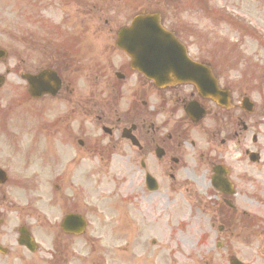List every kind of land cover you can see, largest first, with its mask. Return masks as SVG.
Wrapping results in <instances>:
<instances>
[{
  "label": "flooded vegetation",
  "instance_id": "1",
  "mask_svg": "<svg viewBox=\"0 0 264 264\" xmlns=\"http://www.w3.org/2000/svg\"><path fill=\"white\" fill-rule=\"evenodd\" d=\"M200 17L204 19L203 15ZM167 22L174 33L178 29L185 28L179 25L183 22L170 18H167ZM186 37L184 34L182 39L190 50V55L211 66L214 76L220 82V79L224 78L223 74L211 65H223L224 61H221L223 58L218 51L215 49L206 51L205 49L209 48L206 47L207 43L204 41L190 43ZM194 45L197 47L193 48ZM107 48L106 44L103 50L106 51ZM5 53L0 51V169L6 172L8 180L6 182L0 180L1 235L3 230L8 232L13 230L6 216V213H10L12 207L14 208L12 203H8L7 189L19 188L23 184L21 181L14 180L15 173L10 171L11 163L19 149V143L27 141L29 136L26 132L29 125V112L20 108V103L25 100L22 93L17 94L20 84L17 85L18 83L15 84L10 79L13 72V69L9 67L10 53L9 51ZM113 54L124 60L118 50L115 49ZM106 55L107 53L105 64L108 63ZM124 66L120 65L119 69L123 79L116 80L115 87L114 81L110 79L114 89L111 93L97 92L93 89L79 90L73 97L69 120L65 123V127H61L58 131L59 137L56 138L57 147L54 151L57 155L49 163V168H52L57 179L52 185L49 183L54 196L48 198L46 187L43 188L42 182L39 190H43L41 201L48 200L46 205H50L49 210L51 206L53 207V215L41 210L50 218L52 216L54 227H59L60 233L63 219L68 215L80 216L85 221H92L94 174L91 163L95 156L101 161H107L110 158L128 160L133 168L142 163L143 157L149 155V152H146L151 151L150 146L159 145L164 149L162 156L153 157L169 164L183 155L185 146L189 145L198 151L202 139L206 142L212 141L217 134L222 133L218 129L222 124L227 128L226 135L229 139L238 135L237 130L232 129L234 126L241 127L245 139L252 128L250 122L252 115L245 112L238 101H232L231 108L224 110L211 99L201 96L192 85H178L163 90L152 89L143 84L140 76L134 72L131 73L129 66V70ZM116 77L117 71L115 79ZM230 85L223 84L225 88ZM26 89L27 85L24 83L25 95ZM154 102L156 107H159L156 112L149 110L154 106ZM96 105H100V108L94 110ZM187 110L191 111L192 116L187 113ZM201 112H204L203 117ZM63 134L69 137L60 148ZM24 135H27V139ZM147 135L150 142L146 138ZM205 152L210 154V151ZM21 161L23 162L22 159ZM28 167L27 164V167L22 170L24 175L28 173ZM171 169L174 167L171 166ZM121 183L123 187L125 181L122 180ZM16 209L19 210L18 207ZM44 214L39 213L38 217L46 220Z\"/></svg>",
  "mask_w": 264,
  "mask_h": 264
},
{
  "label": "rangeland",
  "instance_id": "2",
  "mask_svg": "<svg viewBox=\"0 0 264 264\" xmlns=\"http://www.w3.org/2000/svg\"><path fill=\"white\" fill-rule=\"evenodd\" d=\"M45 1L47 3L45 7L46 9L42 13L38 9L31 6L32 3L30 0H13L11 5L6 4V0H0V43L9 45V42L16 43L17 38L19 40L22 38L24 41L38 45L41 39V32L45 34L47 32L53 33L50 31L51 28H41H53L54 23L60 20L63 8L59 6V9L56 8L54 10L56 5L55 0ZM63 1L65 4H68V9L73 10V6H70L69 2L72 0ZM214 3H220L227 11L228 5H230V12L236 16V19L248 25L255 35H259L264 39V0H214ZM48 4L50 6H48ZM170 8L174 11V14H177L182 18L190 16V13L186 10L180 9L175 1L172 2ZM25 10L30 17L27 16L28 14H24ZM191 15L192 17L190 20L193 21V19H199L198 17L193 18V16H197L198 13ZM37 17H39V19L34 20ZM42 17L52 19L53 22H51V24H46L43 22ZM26 19H28L29 22ZM204 21L208 26V20ZM224 30L228 33H232L228 28H225ZM27 36L28 39L25 38ZM228 37L233 40L232 36ZM252 39L253 38L246 39L245 42L241 44L240 47L243 50V55H245V60L248 62L239 65L237 71L235 72L237 74L245 72L248 74H254L256 77L259 76L261 78L260 83L253 81L254 87H256L258 83L259 86L264 88V49L260 48L258 41L255 39L254 41H251ZM32 62H34V59H32ZM259 145L263 146V144ZM219 151L220 147H218L214 153L217 154ZM234 167L235 174L242 175L247 173L248 167L245 161H235ZM201 180L200 170L198 181ZM207 182L208 174L206 175L204 183L207 184ZM195 185H197L196 188H203L199 183H195ZM242 185L244 187H249V190L245 189L249 193H242L237 197L239 207L242 210H247L249 212L252 208H254L257 212H262L264 210V185H261L260 188L254 186L253 184ZM105 190L109 191L110 187L105 185ZM191 190L196 192L193 188H190V191ZM164 192L165 190L154 197L155 206L159 203L158 200L160 198H164ZM253 193H255L257 197H252L251 194ZM184 196L185 200H183L180 195L177 197H171L168 200V212L170 213V216L167 218L166 210L157 212L154 209V212L151 213L150 216H143V218H141L143 223L140 220L132 222L135 226H138V228H142V232L140 233L143 237L147 238L146 242L148 248L150 246H154L151 250V256H147V258L150 257V261H152L154 254L162 248L161 245L166 246L168 245L167 243H173L175 245L170 247L172 253L169 250H164V254L168 255L166 258L167 264H229L228 255L233 250L237 251L239 253V257L247 262H251L256 259L258 254L256 246L245 245L241 238L254 241L262 248L261 240L258 237L250 235L252 229L249 228V224L243 221V216L238 219L236 226L232 229L227 228L225 231L221 232L218 229L219 225H224L221 215L215 216L212 212L211 206L190 207V198L187 197V194H184ZM174 199L176 202L173 201ZM161 201L165 202L166 199ZM164 202L163 205H165ZM153 208L154 207H152V209ZM176 208H179L182 211V215L180 217L173 216L171 214ZM249 215V219L252 220L253 218L251 217V214ZM181 218H183V220H187V222L181 223ZM128 223L129 222L122 225V233L125 234V236L127 232L126 230L128 229ZM212 224H214V226ZM257 224H260V226L264 228V218L258 221ZM134 236L135 235L130 238H127L126 236L128 241L130 239L133 240L131 242L133 249L132 251L128 250L127 252H130L128 254L132 256L134 255V257L132 259H128L126 257L121 258V264H136L135 255L137 256L139 253H143L147 249L146 247H139ZM205 237L207 238L203 241V238ZM235 238H237L236 243L234 242ZM174 239L178 242L173 241ZM152 241H155V243H152ZM218 241L224 243L222 250L217 246ZM120 243L125 242L121 240ZM238 247L240 249H238ZM219 251L222 255L219 254ZM225 252H227V254H225ZM113 253L118 256L120 251H113L110 256ZM256 264H264V261Z\"/></svg>",
  "mask_w": 264,
  "mask_h": 264
},
{
  "label": "water",
  "instance_id": "3",
  "mask_svg": "<svg viewBox=\"0 0 264 264\" xmlns=\"http://www.w3.org/2000/svg\"><path fill=\"white\" fill-rule=\"evenodd\" d=\"M156 25L152 23V21H149V25L147 28H141L142 31H141V37L142 38H139V41L142 43V44H149L152 40H155L153 38V36L150 34V32L148 31L149 27H153L154 29H158L157 27H155ZM146 67H150V64H148ZM181 67H182V64L180 65H177V67L175 68V71H181Z\"/></svg>",
  "mask_w": 264,
  "mask_h": 264
}]
</instances>
